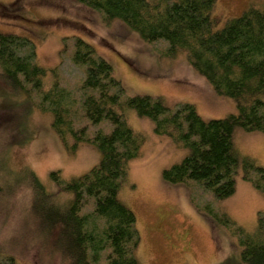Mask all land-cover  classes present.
I'll list each match as a JSON object with an SVG mask.
<instances>
[{"label": "trees", "instance_id": "trees-1", "mask_svg": "<svg viewBox=\"0 0 264 264\" xmlns=\"http://www.w3.org/2000/svg\"><path fill=\"white\" fill-rule=\"evenodd\" d=\"M78 2L99 13L104 23L120 21L144 43L161 44L163 57L185 54L214 93L236 105L235 114L204 120L192 104L171 109L160 97H129L112 65L80 37L64 38L60 65L48 69L38 64L33 39L0 32V99L12 100L13 108H35L50 115L51 130L68 154L74 155L84 144L100 155L98 164L79 177L64 180L59 171L51 172L55 191L46 190L34 172L25 170L13 175L0 193L19 184L29 188L30 211L41 234L52 239L62 264H139L136 216L120 201L119 192L129 163L141 156L144 138L127 124L125 111L150 120L155 135L187 150L181 162L163 171L166 183L194 182L221 201L235 193L240 174L264 196V168L240 155L233 143L236 128L264 134V5L249 8L217 29L212 12L218 0ZM63 60L81 74L71 88L62 82ZM102 121L111 124V131L90 135L89 129ZM60 194L67 195L63 203ZM200 207L232 230L240 249L239 264H264V213H258L255 229L248 232L209 206ZM4 258L0 264H16L14 258Z\"/></svg>", "mask_w": 264, "mask_h": 264}, {"label": "rangeland", "instance_id": "rangeland-1", "mask_svg": "<svg viewBox=\"0 0 264 264\" xmlns=\"http://www.w3.org/2000/svg\"><path fill=\"white\" fill-rule=\"evenodd\" d=\"M0 5L4 6L0 7V32L33 39L37 62L44 68L60 65L63 39L77 36L112 65L126 96L160 97L171 109L192 104L204 120L236 113L235 102L217 96L189 66L185 54L163 57L164 46L144 43L120 21L104 23L99 13L78 0H0ZM263 5L264 0H218L212 15L220 29L227 20ZM60 71L69 88L81 79L79 70L67 60ZM12 104L8 98L0 99V187L8 186L13 175L31 170L46 190L55 191L51 172L59 171L64 180H70L98 164L100 155L93 146L80 145L74 155L64 150L51 130L50 115L35 108H13ZM124 117L144 138L141 156L129 163L127 180L119 192L120 201L136 216L139 264H222L226 259L239 264L240 249L232 230L210 219L200 206H209L249 232L256 227L258 213H264L262 193L240 174L235 178V193L221 201L194 182L166 183L163 171L181 162L187 150L155 135L153 123L134 111H125ZM111 128L102 121L89 133H109ZM233 143L240 155L264 168V134L236 128ZM18 178H13L14 185ZM58 196L63 203L67 195ZM31 198L24 184L0 193V260L11 257L16 264H62L52 249V239L41 234L30 211Z\"/></svg>", "mask_w": 264, "mask_h": 264}]
</instances>
